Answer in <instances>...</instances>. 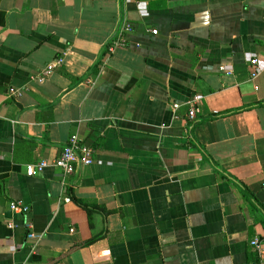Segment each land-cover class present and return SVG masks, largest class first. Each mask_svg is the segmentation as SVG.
<instances>
[{
    "label": "crops",
    "instance_id": "obj_1",
    "mask_svg": "<svg viewBox=\"0 0 264 264\" xmlns=\"http://www.w3.org/2000/svg\"><path fill=\"white\" fill-rule=\"evenodd\" d=\"M75 133L92 165L27 175ZM251 262L264 264V0H0V264Z\"/></svg>",
    "mask_w": 264,
    "mask_h": 264
},
{
    "label": "built area",
    "instance_id": "obj_2",
    "mask_svg": "<svg viewBox=\"0 0 264 264\" xmlns=\"http://www.w3.org/2000/svg\"><path fill=\"white\" fill-rule=\"evenodd\" d=\"M118 36L108 45V52H113L117 46H121L124 43L125 36L127 33L132 31V26L124 20L120 26ZM156 32V31H154ZM64 62V58L57 57L52 63H50L40 74V78L49 76L57 67L61 66ZM250 78L252 80L256 79L259 75V59L257 57L250 60ZM220 72L223 74H231L232 71L228 70L224 65L220 66ZM201 96L194 94L189 101V112L188 119L191 123L197 121L201 113ZM174 107H178L175 105ZM94 149L83 142L80 136L75 133L70 138L66 146L62 149L60 155L54 160L50 161H41L35 164H31L27 167V175L34 176L37 173L42 172L48 166H55L59 168L64 174L72 175L80 168L90 166L93 163ZM66 201H70L69 198ZM10 209L15 214H28L29 206L26 205L23 201H13L10 203ZM10 227H13L14 224L9 223ZM29 227L28 238L33 239L36 237L32 231L31 224L27 223ZM73 232V230H71ZM252 244L256 247H260L259 240L256 238L253 240ZM247 264H257L254 262Z\"/></svg>",
    "mask_w": 264,
    "mask_h": 264
},
{
    "label": "trees",
    "instance_id": "obj_3",
    "mask_svg": "<svg viewBox=\"0 0 264 264\" xmlns=\"http://www.w3.org/2000/svg\"><path fill=\"white\" fill-rule=\"evenodd\" d=\"M189 142H190V143H192V144H194V141H193V139H190V140H189Z\"/></svg>",
    "mask_w": 264,
    "mask_h": 264
}]
</instances>
